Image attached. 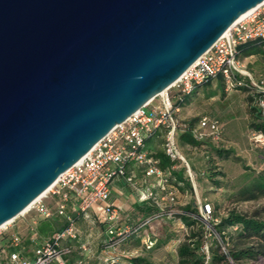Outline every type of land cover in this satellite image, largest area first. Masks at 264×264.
<instances>
[{
  "label": "water",
  "instance_id": "water-1",
  "mask_svg": "<svg viewBox=\"0 0 264 264\" xmlns=\"http://www.w3.org/2000/svg\"><path fill=\"white\" fill-rule=\"evenodd\" d=\"M264 0H0V226Z\"/></svg>",
  "mask_w": 264,
  "mask_h": 264
},
{
  "label": "built area",
  "instance_id": "built-area-1",
  "mask_svg": "<svg viewBox=\"0 0 264 264\" xmlns=\"http://www.w3.org/2000/svg\"><path fill=\"white\" fill-rule=\"evenodd\" d=\"M250 41H258L264 48V2L236 21L229 33L224 34L165 93H160L118 124L79 162L62 173L48 192L36 199L26 211L34 208L42 218H50L55 214L62 216L66 222L62 230L44 236L39 232L35 221L26 237L20 231L11 232L13 223L21 214L0 226V237H8L4 244H0V264H79L69 262V256L75 250L74 242L79 239L75 212L81 214L95 204L105 214L107 239L103 247L102 264H133L130 258L120 254L119 247L141 233V229L156 218L165 214L172 215V210H164V203H175L180 193L178 186L172 183L160 165L159 159L146 149L147 139L158 130L164 133L167 153L172 160L186 163L189 176L198 192L195 175L178 146L177 136L190 131L197 140L221 142L224 123L209 115H202L191 123L180 118L179 114L187 95L220 77L227 89L249 85L264 92V77H256L241 58L240 45ZM158 98L160 100L156 101ZM257 104L264 115V97L259 98ZM250 139L256 145L264 146L262 131H252ZM131 162L143 166L146 176L157 179L159 191L147 186L143 189V195L145 199H153L159 205V211L143 221L128 224L119 222L120 207L112 201L111 185L116 178L121 177L134 188L141 187L139 180L128 172ZM50 198L55 199L54 210L47 202ZM199 202V217L205 222V236L217 235L220 238L215 229L218 218L214 217V205L209 201ZM180 225L187 229L182 219ZM233 228L237 229L238 225ZM157 240V236L147 231L142 234L143 245L148 249L153 248ZM181 241V238L174 241L175 249ZM78 246L82 250L88 248L87 242H80ZM202 250L208 261L209 245L203 244Z\"/></svg>",
  "mask_w": 264,
  "mask_h": 264
},
{
  "label": "rangeland",
  "instance_id": "rangeland-1",
  "mask_svg": "<svg viewBox=\"0 0 264 264\" xmlns=\"http://www.w3.org/2000/svg\"><path fill=\"white\" fill-rule=\"evenodd\" d=\"M242 59L255 75L264 74V54H256L255 56L243 55ZM216 82L217 79L211 83L199 86L196 92L192 93L193 97L186 102V105L183 106L179 114L180 118L186 120L198 119L202 115H209L225 124L223 140L221 142L204 140L200 144L195 145L184 142L180 137V133L178 134V146L189 162L198 186V192H196L193 181L188 173V166L182 160H178L177 167L184 168L186 176L192 182V189L184 201L187 200L190 202V205L197 208L199 214V200L211 202L215 207L214 217H218L219 219L221 216H225L231 208L248 213L257 212L264 217V196L249 200L238 199L240 190L255 182L254 180L259 178L260 174H264V146L256 145L250 139L252 134V127L250 126L252 114L250 112V101L248 100L249 92L240 88L227 89L226 85H223L221 81ZM159 100L158 98L156 101ZM157 144L165 147V136L163 133ZM215 148L224 149V154L220 155ZM213 172H220L215 177L217 179H213L211 176ZM181 197H178L175 203H164V210L167 212L172 210V215L165 214L152 221L154 222L153 231L161 236V241L156 248L148 249L140 241L133 240L131 237L119 248L120 254L124 257L143 255L160 264H178V248L175 249L174 241L171 243H168V241H172V239L177 240L178 238H181L182 241L185 240L191 228H193L187 225L180 216L181 211L185 207V204L180 203L183 198ZM47 202L54 210L55 199L50 198ZM98 208L100 210V206ZM140 215L139 213V217H136L135 221L142 219ZM195 216L200 219L199 216ZM57 217L61 222L64 221L62 216ZM101 218L103 219L102 216ZM40 219L42 217L33 208L16 218L11 232L20 231L26 237L30 232L32 224L35 221L39 223ZM181 219L186 224L187 229H184L180 225ZM78 220L81 221L79 224L83 235L86 237L85 239L90 238V241L93 239L90 235L92 230L96 238L95 240L100 239L104 235L101 221H96L95 227L92 228L93 224L88 225L86 221L79 218ZM131 223L129 222L128 224ZM204 225L205 222L200 219L194 225V228L202 229ZM86 229L87 231L85 232ZM204 233H206V227L204 228ZM7 239L8 237H0V244H4ZM213 241L214 236H204V244L207 243L209 245V252ZM95 243H87L88 248H90V245L93 247ZM167 244L170 246H167ZM74 245L79 250L76 242H74ZM95 254L96 256H102L103 247L98 252L95 251ZM99 260V258L96 259L95 264H99ZM247 264H264V257L257 260H249Z\"/></svg>",
  "mask_w": 264,
  "mask_h": 264
},
{
  "label": "trees",
  "instance_id": "trees-1",
  "mask_svg": "<svg viewBox=\"0 0 264 264\" xmlns=\"http://www.w3.org/2000/svg\"><path fill=\"white\" fill-rule=\"evenodd\" d=\"M240 50L241 55L244 56L264 54V48L258 41H250L241 44ZM255 76L258 78L261 76L264 77V74ZM220 79L221 83L225 85L223 78L220 77ZM236 88L244 89L249 92L248 100L250 101V112L252 114V119L250 121L252 131H262L264 133V115L261 107L257 104V100L264 97V92L258 91L255 87L249 85H239ZM196 90L194 92H196ZM190 95L186 96L183 105L189 100ZM196 120L197 119L193 118L188 121L193 123ZM162 133L163 132L159 130L155 132V134L147 139L146 145L153 146L150 147L151 154L159 159L160 165L167 172L172 183L175 185H182V182L186 181V171L184 168H177V161L171 159L165 147H161L157 144ZM180 137L184 142L193 143L195 145L202 142L195 139L190 131L183 132ZM216 150L220 155L224 154V149L217 148ZM219 173L220 172H213L211 176L213 179H217L215 177H217ZM254 181L255 182L251 185L245 186L240 190L238 199L249 200L264 196V174H260L259 178ZM188 185L192 187L191 181H188ZM157 211H159V206H149L145 209V215H153ZM195 215L199 216V210L190 204L185 206L180 213L185 223L193 228H191L189 235L178 246V264H247L249 260H257L264 257V217L257 212L248 213L236 208H231L225 216H221L220 219L216 217L218 221L215 223V229L220 238L214 235V241L212 242V246H210V258L208 261L206 253L202 250L205 225L203 226L204 228H202L203 230L201 228H194V225L200 221ZM57 216L40 219L38 230L42 235H52L66 226L65 220L61 222ZM234 225H238V228L234 229ZM160 237L161 236H159L157 242L158 244L156 243L157 246L161 241ZM129 258L132 260L133 264H160L143 255Z\"/></svg>",
  "mask_w": 264,
  "mask_h": 264
},
{
  "label": "crops",
  "instance_id": "crops-1",
  "mask_svg": "<svg viewBox=\"0 0 264 264\" xmlns=\"http://www.w3.org/2000/svg\"><path fill=\"white\" fill-rule=\"evenodd\" d=\"M256 54H252L249 56H255ZM243 55H241L242 58ZM244 61V60H243ZM263 73H261L260 75H262ZM215 81V80H213ZM211 81V82H213ZM221 81L220 78L217 79V82ZM216 82V83H217ZM199 88V87H198ZM192 94L189 96V100L192 98ZM186 105V104H185ZM224 123V122H223ZM225 125V124H224ZM150 147L153 146H148L146 147V149L148 151H150ZM151 152V151H150ZM177 167V165H176ZM178 168V167H177ZM128 172L132 175H134L136 177V179L139 180L140 182V188H134L133 186H131L130 184H128L123 178L118 177L116 178L111 185V197H112V201L114 202L115 205H117L118 207H120V214H119V222L120 223H137L140 221H143L144 219H146L147 217L151 216V215H145V209L149 206H159L157 203H155L153 200H148L144 198L143 195V189L147 186H151L154 188V190L156 192L159 191V187L157 184V179L155 177H148L145 174L144 171V167L139 165L136 162H131L128 165ZM185 178L186 181L182 182V185H177L180 193H179V197L182 196V200H181V204H185V206L189 205L190 202H188L187 200H185V198H187L189 191H191L192 187L190 185H188V181H190V178L188 176H186L185 173ZM192 183V182H191ZM198 187V186H197ZM70 206H73L72 204ZM96 206V207H95ZM98 204L93 205L91 208H89L87 211L81 213V214H76L77 218H79L80 220H84L88 223V225H92V228L95 227V222L96 221H101L102 222V226L104 228V235L98 239L95 240L96 238L94 237L93 234V230L91 231L90 235L93 239L87 238L83 235V231L81 230L80 227V222L81 221H77V231L79 234V239L76 242L78 245L80 242H87L88 244L91 242L95 244L90 245V248H87L85 250L80 249L79 250L75 247L74 253L69 256V262L72 263H79V264H95L96 259H100L99 260V264H102V256H96L95 251L98 252L102 247H104V243L107 239V235L105 232V215L102 214V212H100L99 208H98ZM139 213L141 214L140 216H142V219L140 221H135L136 217H139ZM101 216L103 217V219L101 218ZM154 221V220H153ZM154 222L149 223L139 234L134 235L133 240H137L140 241L143 245L142 242V234L144 233V231H147L149 233H151L154 236H157L158 240H159V235L157 232L153 231V225ZM87 231V229L85 230V232ZM157 240V242H158ZM179 238L177 240H173L172 241H168V243H171L173 241H178ZM90 241V242H89ZM158 244V243H157ZM157 244H155V246L153 248H149V249H154L157 247ZM167 246H169V244H167ZM95 247V249H94ZM121 247V246H120ZM119 247V248H120ZM145 247V246H144ZM120 250V249H119ZM120 252V251H119ZM127 258H129L128 256H125Z\"/></svg>",
  "mask_w": 264,
  "mask_h": 264
},
{
  "label": "bare ground",
  "instance_id": "bare-ground-1",
  "mask_svg": "<svg viewBox=\"0 0 264 264\" xmlns=\"http://www.w3.org/2000/svg\"><path fill=\"white\" fill-rule=\"evenodd\" d=\"M257 7H258V6H257ZM255 8H256V7H255ZM255 8H253V9H255ZM253 9H252V10H253ZM252 10H250L249 12L245 13L244 15H242V17H244V16H246L247 14H249ZM242 17H241V18H242ZM239 19H240V18H239ZM239 19H238V20H239ZM229 31H230V29L225 33V35L228 34ZM165 91H166V90H164L162 93H165ZM50 188H51V187H50ZM50 188H49V189H50ZM46 192H48V190H47ZM46 192H45V193H46ZM45 193H44L43 195H41L40 197L44 196ZM40 197H39V198H40ZM30 206H31V205H30ZM30 206H29L26 210H24L23 212H26V211L30 208ZM10 221H12V220H10ZM10 221H8V222H10ZM8 222H6V223H8ZM6 223H4V224H6ZM4 224H3V225H4ZM3 225H2V226H3Z\"/></svg>",
  "mask_w": 264,
  "mask_h": 264
}]
</instances>
